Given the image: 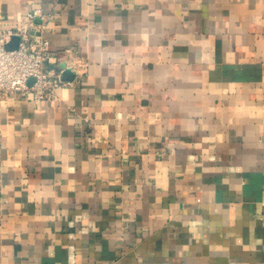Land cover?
<instances>
[{"label":"crops","instance_id":"obj_1","mask_svg":"<svg viewBox=\"0 0 264 264\" xmlns=\"http://www.w3.org/2000/svg\"><path fill=\"white\" fill-rule=\"evenodd\" d=\"M38 8L72 78L0 98V264H264V0H0L2 24Z\"/></svg>","mask_w":264,"mask_h":264},{"label":"built area","instance_id":"obj_2","mask_svg":"<svg viewBox=\"0 0 264 264\" xmlns=\"http://www.w3.org/2000/svg\"><path fill=\"white\" fill-rule=\"evenodd\" d=\"M38 16H43L41 9L28 11L17 29L4 27L0 16V98L19 93L40 101L53 97L65 83L61 76L63 68L55 60L58 51L52 49L50 41L34 24ZM14 35H19L20 40L16 47L9 48ZM31 77L34 79L30 83Z\"/></svg>","mask_w":264,"mask_h":264},{"label":"water","instance_id":"obj_3","mask_svg":"<svg viewBox=\"0 0 264 264\" xmlns=\"http://www.w3.org/2000/svg\"><path fill=\"white\" fill-rule=\"evenodd\" d=\"M37 21H41V18L39 17V18H37ZM33 31V30H32ZM36 33H39V30H36L35 31ZM19 40H20V36L19 35H14L13 37H12V39L10 40V42L8 43V47L9 48H12V47H16L17 46V44H18V42H19ZM63 67H64V70L62 71V74H61V76H62V78L63 79H71L72 78V72H71V69L69 68V67H66L65 66V63H63ZM33 77H31L30 79H29V82L31 83L32 81H33Z\"/></svg>","mask_w":264,"mask_h":264}]
</instances>
